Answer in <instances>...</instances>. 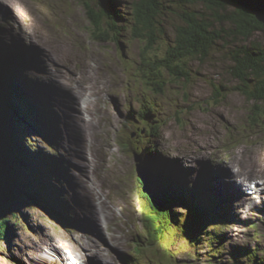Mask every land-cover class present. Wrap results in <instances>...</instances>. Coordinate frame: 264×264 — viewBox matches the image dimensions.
I'll return each instance as SVG.
<instances>
[{
  "label": "rangeland",
  "instance_id": "374dc122",
  "mask_svg": "<svg viewBox=\"0 0 264 264\" xmlns=\"http://www.w3.org/2000/svg\"><path fill=\"white\" fill-rule=\"evenodd\" d=\"M122 1L123 11L129 12V3ZM26 2L28 12H23V14L27 13L24 17L19 13L16 17L8 3L0 4V41L4 40L2 42L5 48L13 47L26 54L24 63L34 87L37 88V85L44 87L40 82L46 80L51 83L53 72L48 70L51 67L54 71L64 69L72 78L75 75L80 76L84 70L92 73V68L96 72L98 70L96 74L100 80L99 84L105 93L98 94L100 97L96 99L94 97V105L90 111V120L93 123L86 133L81 132L82 126L78 127L79 122H85L82 120L83 110L72 109L76 105L77 108L79 107L77 95L76 100L70 98V94L74 92V88H71L72 84L66 88L58 86L59 92L64 91L66 99V103L62 101L60 107L65 123L63 127L45 128L44 133H36L34 136L41 142L38 148L44 169L47 167L45 164L47 157L59 158L58 164L61 163L65 167L64 175L68 184L64 185L71 191L73 199L71 203L80 210L79 219L67 216L60 209L36 203L35 200L36 202L28 204L30 208L25 221L18 220L14 239L0 243V264H44L36 259L38 258L36 253L41 246L39 244L57 242L59 239H61L59 246L62 249H78L80 255L84 252L88 259L87 264H129V260L138 256L137 250L149 254L154 260H160L161 264L192 262L188 259L182 260L188 257H194L198 264H211L207 261L209 248L206 240L201 241L200 248L198 244V250L193 246H182L178 241L180 235L176 234L175 228L171 231L169 224L161 237L153 235L154 228L146 207L148 201L143 198L148 190L146 186L148 179L144 177L148 176L144 170L145 167L151 166L149 161H146L148 156L153 158L156 156L160 159L165 156L174 159L193 170L198 181L202 179V171L208 165L217 169H231L226 165V160L231 163L235 156L244 169L251 166L264 170V160H262L264 113L261 111L256 119L252 118L255 115L252 102L235 89L238 81L229 74L230 62L216 52L208 59H194L189 62L191 73L189 78L172 80L171 74L166 72L168 88L165 95H158L150 91L152 87L147 84L140 67L143 57L163 55L167 47L172 44L175 28L181 23L179 16L173 14L172 10L165 16L166 34L159 38L155 49L149 50L150 53L148 50L145 51L146 56H144L145 43L141 39H135L130 27L124 25L125 23L120 24L119 35L108 30L103 24L101 28L107 29L108 35L105 41L98 39L96 34L102 32L101 28L96 30L91 24L89 12L81 0H27ZM91 7L96 12L101 11L97 3H92ZM36 20L39 22L36 23ZM21 22L25 32L20 29ZM30 30L38 41L26 37ZM29 35L31 36V33ZM258 36L264 38L262 34ZM51 54L58 60H52ZM61 56L64 57L60 59ZM18 60L22 62V59L18 58ZM51 62L52 66H49ZM53 74L58 77L57 74ZM76 79L80 85L78 80L80 77ZM48 81L46 84L49 86ZM86 82L90 83L89 80ZM44 89L40 92L41 96ZM217 90L220 91L218 99ZM48 92L50 94L52 90L49 89ZM51 97L60 105L61 96H57L58 100L53 94ZM98 99L102 101L98 103ZM149 101L157 105L159 114L156 113L151 118L145 117L148 123L140 117V114L144 110L142 102L148 105ZM69 108L73 111L71 117L77 115L70 125L69 119L64 116L70 113ZM22 110L24 120L21 121L24 122H20V125L25 126L24 129L27 128L26 131L30 132L32 129L30 125L28 127L26 112L24 108ZM131 111L136 112L135 121L128 120ZM156 118L163 123L159 128L154 126L157 122L152 121ZM143 125L146 127L153 125V128L148 127L147 134L139 136L140 128L136 129L135 126L142 128ZM49 130L55 135L51 136L53 139L45 136L49 135ZM121 138L124 139L123 142ZM32 150L35 153V150ZM85 151L89 152V158L86 157ZM160 162L162 164L163 159ZM35 168L39 169L36 166ZM232 168L235 171V166ZM56 170L62 169L56 166ZM232 172L231 170V174ZM242 172L243 174L240 175H246L244 170ZM227 174L230 175L229 170ZM148 175L152 182L156 183L157 177L151 173ZM254 177L255 179L261 177L259 180H264L263 173ZM24 178L28 182L25 174ZM47 178L51 180L55 177L47 175ZM229 178L224 176L225 180ZM237 181L239 183V180ZM35 185L37 184L32 186ZM88 189L92 190V195H96L97 192L99 196L92 198ZM64 193L60 187L58 194L61 196ZM46 195L43 193V196ZM151 195L156 198V202L165 199L162 194L156 196L150 193L146 196L153 200ZM263 196L264 193L261 201L264 200ZM96 199L100 201V212L99 201H95ZM243 202L239 197L236 204L240 206L230 202L232 210L230 209L227 214L229 220L226 222L227 235L223 241L225 248L223 254L229 263L234 258L238 264H250L243 260L239 261L240 257L245 259L247 253L243 254L240 247L255 248L256 253L264 250V225L257 222L259 217H262L264 222V211L260 213L264 203L259 204L255 209L256 203L246 208L242 207L245 205L242 204ZM38 205L41 208L37 207ZM188 205V203H178L175 210L184 218L182 211L187 210ZM58 207L55 204V208ZM109 212L105 222L101 215ZM249 219L251 222H248ZM254 223L256 224L252 226ZM256 227L258 230H255ZM50 247L55 246L50 245ZM103 248L106 249L105 252ZM44 250L46 251L47 247Z\"/></svg>",
  "mask_w": 264,
  "mask_h": 264
},
{
  "label": "trees",
  "instance_id": "16d2710c",
  "mask_svg": "<svg viewBox=\"0 0 264 264\" xmlns=\"http://www.w3.org/2000/svg\"><path fill=\"white\" fill-rule=\"evenodd\" d=\"M81 1L96 30L105 24L108 30L119 35L121 23L129 26L132 36L145 43L144 56L145 51L150 53L149 50L155 49L159 38L166 34L165 16L170 10L179 16L181 23L176 26L172 44L165 53L142 58L140 70L153 93L165 95L169 83L166 81V72L171 74L172 80L189 78L190 61L208 59L216 52L230 62L229 74L238 81L235 89L252 102L255 114L252 118L256 119L261 111L264 113V38L257 35L261 31L264 37V24L253 20L245 12H234L233 9L229 12V6L221 0H126L129 12L123 11L122 0ZM92 3H97L101 11L96 12L91 7ZM101 31L96 32V35L98 39L105 41L108 31L102 28ZM17 90L19 91L15 75L8 68L0 70V157L6 158L0 167V243L14 239L18 220L25 221L30 208L28 204L36 200L22 179L30 170L27 167L28 155L25 153L26 141L30 142V139L26 129L20 125V121L24 120L21 114L23 104ZM219 93L217 90V99ZM25 100L31 103L27 98ZM142 106L144 110L140 117L143 119L148 114H159L157 105L142 102ZM26 114L29 117V112L26 111ZM37 117L43 120L38 111L35 118ZM152 121L157 122L154 126L161 127L159 119ZM148 127L152 129L153 125ZM148 127H140L138 135L145 136ZM147 159L151 166L156 165L152 156ZM19 173L21 177H18ZM163 179L167 183L172 181L169 174H165ZM183 198L184 195L177 193L172 200L171 209H159L155 206L150 211L153 235L158 238L162 236L170 224L169 219L178 214L173 204ZM149 203H153L151 198ZM194 209L196 212L203 211L202 206ZM211 211L208 208L205 213Z\"/></svg>",
  "mask_w": 264,
  "mask_h": 264
},
{
  "label": "bare ground",
  "instance_id": "6f19581e",
  "mask_svg": "<svg viewBox=\"0 0 264 264\" xmlns=\"http://www.w3.org/2000/svg\"><path fill=\"white\" fill-rule=\"evenodd\" d=\"M26 1L27 0H0V4L2 5V2L8 3L12 7L16 17L18 16V13L23 15V17H24V16L27 15V13L23 14V12L24 11L28 12L27 11L28 4H27ZM9 5H7V6H9ZM35 22L38 23L39 21L36 20ZM16 28L19 29V27H16ZM20 29H21V31L25 32V27L23 26L22 22H21ZM29 33H31V36L29 35ZM29 33H27V35H26V37H30L29 40L34 38L33 40L38 41V39L34 35H32V34H34L32 30H30ZM8 43H10V42L8 41ZM18 43H19V41H18ZM29 50L32 51L31 49H29ZM91 71H92V73H89L87 71L85 72V70H84V72L82 74H80V76L75 75V77L72 78V82L73 83H72V85L70 84L71 88L72 89L74 88V92H72V94H70V92L66 90L71 95V97H70V95L68 94L69 97L71 99H73V100H76V95H77V100L79 102L78 103L79 107L77 108V105H76L75 108H72V107L71 108L74 109V110H76V109H80V110L82 109L83 110L82 117H85L88 121L79 122L78 123V127L80 128L82 126L83 129H84V132H86V133L88 132V130L91 127V124L93 123V121L90 120V117H91L90 111H91V108L94 105V97L96 99V97H100L98 94L103 93V92H101V86L99 84L100 80L97 77L98 75L94 74V73H97V72L94 71L92 68H91ZM53 73H51V74H53ZM77 76L80 77V79H78V80H79L81 86L77 83V79H76V78H78ZM87 80H89V82L91 83V86H89L90 83L88 84L86 82ZM75 85H77L76 88H75ZM92 90H94L93 92L95 94L92 92ZM82 102L85 103L84 106L82 105ZM74 118H77V115L76 116L73 115V117H71V119H73V120H71L72 123L74 122ZM262 160H264V156L262 157ZM234 166H235V172H237L239 174H243V172H242L243 169H240L239 165L234 164ZM241 176H243L244 182H246V183L251 182V176H249L247 174L246 175H241ZM221 187H222V185H221ZM89 191H90V196L92 198H96L97 196H99L97 194V192L95 193L96 195H92V192H91L92 190L89 189ZM94 191H93V193H94ZM242 204H245V201ZM73 205H74V203H73ZM73 205H71V206H73ZM103 210H104V208H103ZM102 217L106 219L105 214L101 215V218ZM60 243H61V239H59V241H57V242L56 241H54V242H44V243L39 244L41 246H39L40 249L36 253L37 257H38L36 259L39 262L40 261L44 262V264H85L86 254H84V252H83L82 255H80L78 253V249H67V248H63L62 249L59 246ZM50 245L51 246L54 245L55 247L51 248ZM45 247H47L46 251L44 250ZM105 251H106V249L103 248V252H105ZM103 252H102V254H103Z\"/></svg>",
  "mask_w": 264,
  "mask_h": 264
},
{
  "label": "water",
  "instance_id": "95a60500",
  "mask_svg": "<svg viewBox=\"0 0 264 264\" xmlns=\"http://www.w3.org/2000/svg\"><path fill=\"white\" fill-rule=\"evenodd\" d=\"M221 1L229 6L228 7L229 12L232 11L231 9H233L234 12H239V11L245 12L250 18H253V20L259 22L260 24H264V0H221ZM257 33L263 35L261 31H258ZM0 158H1L0 167H2L5 158L3 156H1ZM144 177L147 179L146 176ZM149 192L151 193L152 190L149 189ZM159 194H162L163 197L165 196V199H159V201L156 204L160 208H165L168 204V193H166L165 191H161L159 192ZM155 195L157 196V194Z\"/></svg>",
  "mask_w": 264,
  "mask_h": 264
}]
</instances>
